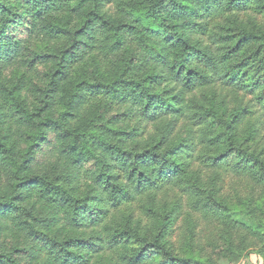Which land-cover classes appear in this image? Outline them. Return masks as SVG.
Instances as JSON below:
<instances>
[{
	"label": "trees",
	"instance_id": "obj_1",
	"mask_svg": "<svg viewBox=\"0 0 264 264\" xmlns=\"http://www.w3.org/2000/svg\"><path fill=\"white\" fill-rule=\"evenodd\" d=\"M263 131L264 0H0V264L264 262Z\"/></svg>",
	"mask_w": 264,
	"mask_h": 264
},
{
	"label": "rangeland",
	"instance_id": "obj_2",
	"mask_svg": "<svg viewBox=\"0 0 264 264\" xmlns=\"http://www.w3.org/2000/svg\"><path fill=\"white\" fill-rule=\"evenodd\" d=\"M259 142L263 146L264 137H262L259 140ZM223 183H224V189H223L224 197L229 199L230 201L235 202L236 206H238L239 198L246 199L250 196L255 197V194H257V192H255L254 188L252 187L253 183L246 180H236L233 177L227 176V178L224 179ZM182 223L183 221H179L176 224V226L174 227L175 233L171 237V242L174 245V249L177 248L178 250L182 249L184 245L188 242V237H186L185 235L180 236V234L182 233ZM216 224L218 223H215V225L213 226L212 225L207 226L206 224H204L198 229L202 233L199 234L197 242L199 245L203 243L204 245L202 246L206 247L208 250L209 248L207 242H210L216 238L220 239L221 230L217 229L218 225ZM257 251L254 250V248H246L244 251L245 256L234 264H264L263 258L257 253ZM219 264H231V263L229 258H223L219 261Z\"/></svg>",
	"mask_w": 264,
	"mask_h": 264
}]
</instances>
